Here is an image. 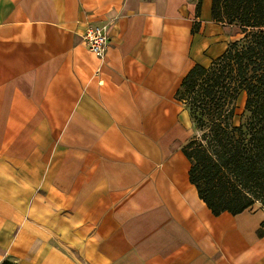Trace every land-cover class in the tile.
Instances as JSON below:
<instances>
[{
  "label": "crops",
  "instance_id": "crops-1",
  "mask_svg": "<svg viewBox=\"0 0 264 264\" xmlns=\"http://www.w3.org/2000/svg\"><path fill=\"white\" fill-rule=\"evenodd\" d=\"M199 1L0 0V262L264 264L262 207L214 216L190 182Z\"/></svg>",
  "mask_w": 264,
  "mask_h": 264
},
{
  "label": "trees",
  "instance_id": "trees-1",
  "mask_svg": "<svg viewBox=\"0 0 264 264\" xmlns=\"http://www.w3.org/2000/svg\"><path fill=\"white\" fill-rule=\"evenodd\" d=\"M211 16L243 37L184 78L177 98L198 135L183 153L191 163L190 182L213 215L236 216L256 204L264 208V0H212ZM242 93L244 114L235 125Z\"/></svg>",
  "mask_w": 264,
  "mask_h": 264
},
{
  "label": "rangeland",
  "instance_id": "rangeland-1",
  "mask_svg": "<svg viewBox=\"0 0 264 264\" xmlns=\"http://www.w3.org/2000/svg\"><path fill=\"white\" fill-rule=\"evenodd\" d=\"M206 10L207 6L204 7V13ZM211 24L212 22L209 21V23L205 26L206 29L204 31V36H209V39L205 40V42L203 43L207 45L205 48L209 49L206 56L204 57V60H202V63L206 65L205 67H209L215 59L220 57L226 51L228 45L231 42L237 41L243 37L240 30L237 28L221 25L218 23L216 25L212 24L213 26ZM197 25L198 24H195V31H197ZM245 102L246 94L242 93L237 101V110L234 120L235 125L240 124V121L244 114ZM193 135V137H196L198 135L195 129H193ZM262 209L264 210V208Z\"/></svg>",
  "mask_w": 264,
  "mask_h": 264
},
{
  "label": "built area",
  "instance_id": "built-area-1",
  "mask_svg": "<svg viewBox=\"0 0 264 264\" xmlns=\"http://www.w3.org/2000/svg\"><path fill=\"white\" fill-rule=\"evenodd\" d=\"M82 38L97 57L102 58L105 55L110 42L107 27L87 26L83 31Z\"/></svg>",
  "mask_w": 264,
  "mask_h": 264
}]
</instances>
